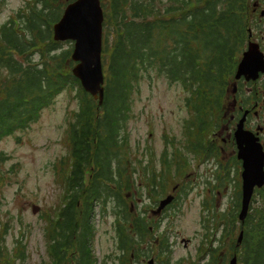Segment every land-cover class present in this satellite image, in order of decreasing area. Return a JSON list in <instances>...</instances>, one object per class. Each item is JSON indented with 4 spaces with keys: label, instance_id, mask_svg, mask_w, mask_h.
Returning <instances> with one entry per match:
<instances>
[{
    "label": "trees",
    "instance_id": "trees-1",
    "mask_svg": "<svg viewBox=\"0 0 264 264\" xmlns=\"http://www.w3.org/2000/svg\"><path fill=\"white\" fill-rule=\"evenodd\" d=\"M6 1L0 0V8ZM101 1L106 74L101 106L72 76L70 47L63 49L50 39V25L61 13L64 0H31L19 30L12 21L0 27V141L29 129L62 90H75L78 100V110L68 122V156L60 160L73 163L71 168L60 166L65 206L49 219L45 232L50 264L92 263L93 205L98 200L104 206L109 196L114 201L118 246L129 256L135 236L126 197L131 181L120 177V169L126 167L117 166L122 182L113 181L104 170L110 172L112 161H130L126 133L122 144L117 138L125 132L134 88L144 77L151 80L152 74L178 83L189 92L187 103L204 124L217 114L231 56L246 42L251 26L247 0ZM174 153H179L178 148ZM5 161L0 153V191L10 175L18 173L17 163L4 171ZM166 161L178 162V155ZM89 163L101 169L85 185L83 173ZM244 225L242 244L235 247L239 264H264V195ZM1 240L0 234V264H12L2 253ZM16 251H22L19 244ZM225 256L220 255L214 264H225Z\"/></svg>",
    "mask_w": 264,
    "mask_h": 264
},
{
    "label": "rangeland",
    "instance_id": "rangeland-1",
    "mask_svg": "<svg viewBox=\"0 0 264 264\" xmlns=\"http://www.w3.org/2000/svg\"><path fill=\"white\" fill-rule=\"evenodd\" d=\"M28 1L7 0L0 8V26L6 24L11 16L17 15ZM70 44L72 46L71 42H63L61 48H68ZM184 95L177 83H168L154 74L151 80L144 77L138 82L131 95L124 132L129 139L131 167H136L142 172V167L148 160L149 164L154 162L158 165L161 163L164 148L171 152L175 147H179L184 152L181 144L183 138L180 137L182 120L188 117V110L182 107ZM76 109L74 92L67 89L43 109L39 120L29 129L0 141V153L6 157L3 170L10 169L15 163L18 169L16 175H10L0 195V229L5 221L9 222L4 235L5 248L9 252L12 248L14 250V241L18 239L25 252L23 260H16V264H39L48 258L43 216L51 209L54 216L61 197V186L56 180L54 164L63 158L67 159L68 122L73 118ZM226 118L228 119V116ZM16 137L20 139L17 141ZM188 157L190 167L187 170L192 172L188 179L191 189L186 192V197L179 201V212L174 220L168 222V218L164 217L158 230L160 233L168 231L164 233L168 236V245L162 249V264H203L204 260H195L193 253L205 238L204 226L214 222L217 216L214 212H226V209L233 207L235 203L237 182L234 181V170H230L228 174L223 173L224 183L218 191L215 188L208 191L212 185L217 184L215 178L219 165L216 166L215 161L209 159L197 169L195 165L200 164V160L192 159L190 155ZM228 157L229 154H226L222 162L226 164ZM134 176L139 182L138 175ZM4 181L6 182V179ZM175 183H180V180L175 178ZM150 202L147 197L142 201L144 205ZM33 206L38 207L34 212ZM139 206H134L137 213L140 212ZM106 208L102 216L95 210L94 235L90 242L92 254L103 259L106 255L107 258L114 257L115 264H137L133 263L132 256H123V252L118 249L111 205L107 204ZM181 238L190 240L186 248L182 246ZM142 242L143 252L150 255L154 250L153 242ZM111 263L112 260L107 264Z\"/></svg>",
    "mask_w": 264,
    "mask_h": 264
},
{
    "label": "water",
    "instance_id": "water-1",
    "mask_svg": "<svg viewBox=\"0 0 264 264\" xmlns=\"http://www.w3.org/2000/svg\"><path fill=\"white\" fill-rule=\"evenodd\" d=\"M102 19L98 0H77L66 7L61 20L53 27L55 40L72 39L75 41L72 59L80 61V64L76 65L72 72L80 79L87 92L94 98H99V104L103 98V89L100 87L103 81L100 67ZM252 53L255 52L251 49L245 52L238 74H246L250 66L252 69L256 68L255 65L253 66V61L257 58ZM239 131L236 133V137H244ZM245 142L249 143L248 145L251 147L249 148L248 146L239 155L243 160L240 219L245 216L254 186L260 187L264 184L263 154L261 149L254 141L250 143L245 140ZM169 201L170 198H167L161 202L160 206ZM230 264H235L234 258Z\"/></svg>",
    "mask_w": 264,
    "mask_h": 264
},
{
    "label": "flooded vegetation",
    "instance_id": "flooded-vegetation-1",
    "mask_svg": "<svg viewBox=\"0 0 264 264\" xmlns=\"http://www.w3.org/2000/svg\"><path fill=\"white\" fill-rule=\"evenodd\" d=\"M258 4L263 5L262 3ZM251 41L257 43L264 57L263 20H256ZM221 117L217 123L219 132L214 135L213 141L217 140L222 144H230L232 148H235L232 134L239 120L243 118L244 129L258 138L264 150V73H259L255 81L240 80L236 83V90L229 92ZM150 173L154 174V171L142 170L139 172L136 170L134 175H138V179L141 181L150 179V177L146 178V174ZM137 201H139L138 198ZM143 211L144 208H142Z\"/></svg>",
    "mask_w": 264,
    "mask_h": 264
}]
</instances>
